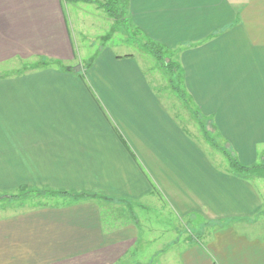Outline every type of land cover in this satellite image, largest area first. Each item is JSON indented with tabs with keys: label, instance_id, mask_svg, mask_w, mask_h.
<instances>
[{
	"label": "crops",
	"instance_id": "0c3cea01",
	"mask_svg": "<svg viewBox=\"0 0 264 264\" xmlns=\"http://www.w3.org/2000/svg\"><path fill=\"white\" fill-rule=\"evenodd\" d=\"M103 1L0 0V193L97 195L0 211V264H264V172L213 158L135 55L108 45ZM127 8V24L179 65L220 145L264 165V0ZM84 15L101 29L88 36ZM156 208L203 226L200 238L177 223L155 235Z\"/></svg>",
	"mask_w": 264,
	"mask_h": 264
},
{
	"label": "rangeland",
	"instance_id": "374dc122",
	"mask_svg": "<svg viewBox=\"0 0 264 264\" xmlns=\"http://www.w3.org/2000/svg\"><path fill=\"white\" fill-rule=\"evenodd\" d=\"M69 3H67L68 5ZM88 8V7H87ZM87 16L84 15V22L83 24H85V29L91 33L88 34V36L92 35V32H96L98 30L101 29V21H97L94 23V26L89 27L88 25L90 24V22H94L92 17L86 18ZM124 20V21H123ZM122 21L116 22L114 21L113 24V28H111V30L107 31L109 35H112V37L108 40V45L113 47V49L115 50L116 53L120 54V55H124V54H134L135 57L139 60V62H141V64L143 65V67L145 68L147 74L149 75L150 79L152 80V82L154 83V86L157 88V90H161V94L163 95V99H165V101L167 102V105L174 108V105H177V112L180 114L179 119L181 122L184 123L185 128H187L191 133H193L199 141H201L207 148L209 153L213 156V158L215 157L217 160L219 161H224V164L228 165V162L222 157V154L219 153V151L215 150L211 145H208V143L205 141V139L203 138L201 131L199 129L198 124L195 122V120L192 118V115L190 113L189 110H187L185 108L184 103L178 99L176 97V95L174 94L173 91L170 90V85L168 83L169 80V76L167 74V72L162 69L161 64L154 58L151 56V54L148 53V51L145 50L144 48V42L145 39L143 38L142 35H139L135 30H133L128 24H127V20L126 18L123 19ZM106 33V31H105ZM106 35V34H105ZM108 35V36H109ZM95 35L91 36L92 39H94ZM102 42L100 41L99 43H97V46L95 47V49L91 50L90 52L93 54V52L97 51L99 45ZM165 60L166 62L172 61V58L170 56H168V51L165 52ZM14 70H19L22 69V67L17 64V65H13ZM9 68V67H8ZM7 68V69H8ZM6 69V67H2L0 70L2 71ZM82 71V70H81ZM79 71V72H81ZM82 73H84L82 71ZM83 75V74H82ZM157 77L159 78L157 80ZM83 79H85V83L87 82L86 77L83 76ZM169 97V99H168ZM174 101V102H173ZM173 102V103H171ZM176 111V109H175ZM185 114V115H183ZM187 114V115H186ZM208 128V127H207ZM210 130V129H209ZM211 132V131H210ZM212 135L214 134L213 132H211ZM215 137H217V140L220 144L219 138L216 134H214ZM224 146V145H222ZM226 147V146H224ZM227 148V147H226ZM220 158V159H219ZM221 163V162H220ZM261 163V162H260ZM258 163V164H260ZM261 166V165H260ZM260 171V170H259ZM258 174H261V176L263 175V172H259ZM27 192L30 193H12L13 195H17V199H12L8 196L5 195V197L1 196L2 193H0V211L2 212H8V211H14L17 210L19 207L21 208H32L33 204L39 205V204H43V203H48L51 202L52 200H54L50 195V193L46 192L45 190L39 189V190H28ZM54 196V195H53ZM63 198L64 196L61 195ZM8 197V198H6ZM83 196H81L82 198ZM61 198V199H63ZM66 199H78V195H66L65 197ZM88 198V197H86ZM154 211L156 218L160 219V221L158 222L159 224L154 225V223L152 221H149L150 224H147V229L150 228H154V226L156 227V229H158L157 233L155 235H157L158 237H162V239H164V235H168L169 233V229H173L174 227H172L174 224L177 223V228L179 231H181V235L182 237H185L186 239L190 238L195 239V238H200V233H198L199 231L202 230L203 226L201 228H199V226H195L192 225L190 223L187 224V222L185 223H181L177 218L175 217H171L168 216L166 214V210L162 211L156 208V210H152ZM1 212V213H2ZM149 211H146V213ZM142 215V214H141ZM142 217V216H140ZM152 218V217H149ZM186 224V225H185ZM258 224V223H257ZM154 225V226H153ZM259 227H261V231H259V234H264V225L262 226L261 224H258ZM162 242L159 241L156 245H159ZM168 260V259H167Z\"/></svg>",
	"mask_w": 264,
	"mask_h": 264
},
{
	"label": "trees",
	"instance_id": "16d2710c",
	"mask_svg": "<svg viewBox=\"0 0 264 264\" xmlns=\"http://www.w3.org/2000/svg\"><path fill=\"white\" fill-rule=\"evenodd\" d=\"M78 1V0H74ZM129 0H104L102 3H100V7L104 10L106 15L110 18H112L114 21L119 22L126 18L127 16V7H128ZM124 21V20H123ZM144 48L146 51H148L149 54H151L152 57H154L160 64L164 71L167 72L169 76L168 83L170 85V90L174 92L176 97L180 99L187 110L190 111L192 118L195 120V122L198 124L199 129L201 131V134L206 142H208L213 148L220 151L228 161L229 167L231 170L235 171L236 173L247 175L250 173H253L255 171H261L264 172V165H254V166H245L242 163L239 162V160L233 155L232 151L229 150V148L224 147L219 144L217 137H215L214 134H216L214 125L208 121L201 113L198 111L192 104V101L190 97L185 92V89L182 86V73L179 65L175 63L174 61L166 62L165 60V49L158 43H155L153 41L147 40L144 44ZM66 70H73L70 67H63ZM82 78L84 75H81ZM85 77V76H84ZM85 81V79H83ZM208 127V128H207ZM210 129V130H209ZM214 134L212 135L211 132ZM217 135V134H216ZM29 189L26 187H22L19 192L23 193H30L27 192ZM46 192L52 194V195H78L79 198L81 196L83 197H96L97 195H91V194H76L73 192L68 191H55V190H46ZM6 196L17 199V195L13 194H5ZM5 195H1L5 197ZM6 197V198H8Z\"/></svg>",
	"mask_w": 264,
	"mask_h": 264
},
{
	"label": "water",
	"instance_id": "95a60500",
	"mask_svg": "<svg viewBox=\"0 0 264 264\" xmlns=\"http://www.w3.org/2000/svg\"><path fill=\"white\" fill-rule=\"evenodd\" d=\"M79 70V69H78Z\"/></svg>",
	"mask_w": 264,
	"mask_h": 264
}]
</instances>
